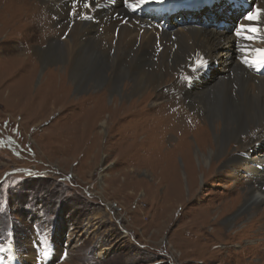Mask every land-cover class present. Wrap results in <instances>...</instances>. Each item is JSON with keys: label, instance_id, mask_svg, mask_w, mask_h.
<instances>
[{"label": "rangeland", "instance_id": "obj_1", "mask_svg": "<svg viewBox=\"0 0 264 264\" xmlns=\"http://www.w3.org/2000/svg\"><path fill=\"white\" fill-rule=\"evenodd\" d=\"M51 7L0 0V264H264V200L238 214L264 171L255 180L253 164L227 156L200 170L210 128L180 93L153 106L152 93L43 92L54 65L32 51L69 32ZM95 21L97 34L113 23L106 12ZM260 134H242L247 146L230 154L255 157Z\"/></svg>", "mask_w": 264, "mask_h": 264}, {"label": "bare ground", "instance_id": "obj_2", "mask_svg": "<svg viewBox=\"0 0 264 264\" xmlns=\"http://www.w3.org/2000/svg\"><path fill=\"white\" fill-rule=\"evenodd\" d=\"M38 1L46 7L52 5L59 16V26L69 31L64 39H49L48 44L37 47L34 53L32 51L42 67L54 65L45 80L51 77L54 83H44L43 92L52 93L54 90L53 93H60V89L67 86L74 88V93H81L94 86L102 88V94L115 93L120 98L139 94L143 98L152 93L153 106L175 95V92L180 93L179 98H183L186 107L208 124L211 131L208 130V135H199L200 147L196 149L194 158L200 170L208 163L214 168V160H223L227 156L224 163L229 167L244 159L249 161L253 165L249 166L247 175L250 173L255 180H261L258 175L264 171V76L254 74L247 60L264 50V12L257 21L244 19L248 29L254 27L258 31L248 30L237 38L233 33L210 26H178L172 22L171 29L167 31L141 26L140 23L147 21L127 6L136 0ZM246 1L254 6L252 11L264 9V0ZM86 3L90 6L85 7ZM62 5L67 14L60 12ZM55 7L60 8L59 11ZM102 12H106L113 23L102 26L101 34H97L93 27L97 26L95 19ZM259 24H262L261 28ZM171 35H174L173 40ZM159 47L160 51L154 52ZM200 59L210 65L209 70H194ZM176 70L179 78L164 86L167 76ZM218 72H222L220 77ZM163 86L168 91H164ZM22 111L25 112L24 108ZM101 125L104 127V122ZM257 128L263 144L255 157L239 155L243 158L240 159L233 152L230 154L232 144L234 149L243 150L247 144L241 135ZM261 181L257 182L258 189L252 186L242 193L243 202L238 214L248 212L264 200V179ZM234 219H226L225 226L232 225ZM65 231L61 235H65ZM97 250L102 256L108 249L99 244ZM31 253L34 255V249ZM19 258L28 259L25 256ZM15 261L12 264H21L18 257Z\"/></svg>", "mask_w": 264, "mask_h": 264}, {"label": "snow or ice", "instance_id": "obj_3", "mask_svg": "<svg viewBox=\"0 0 264 264\" xmlns=\"http://www.w3.org/2000/svg\"><path fill=\"white\" fill-rule=\"evenodd\" d=\"M152 2V0H136V3L134 4H128L127 6L132 9L133 11H135L136 9H138L142 4H147V3H150ZM156 3H163V0H155ZM85 7H89L90 4H85L84 5ZM99 5H97L98 7ZM264 12V9L262 8H256L255 11H251V12H248L247 15L245 16V19L248 20V21H257L260 19L261 17V13ZM85 19H88L90 17H84ZM242 28H244V26L242 25L241 26ZM249 31H252V32H256L258 31L257 28H250L248 29ZM237 35H241L242 33L241 32H237L236 33ZM206 61L203 60V59H200L198 62H197V68H195L194 70L195 71H199L203 68L206 67ZM256 63L258 64V66L260 67H264V50H260V57L259 59L256 61ZM186 79L190 80L191 77H186ZM66 255V254H65Z\"/></svg>", "mask_w": 264, "mask_h": 264}, {"label": "crops", "instance_id": "obj_4", "mask_svg": "<svg viewBox=\"0 0 264 264\" xmlns=\"http://www.w3.org/2000/svg\"><path fill=\"white\" fill-rule=\"evenodd\" d=\"M12 250V248H10Z\"/></svg>", "mask_w": 264, "mask_h": 264}]
</instances>
